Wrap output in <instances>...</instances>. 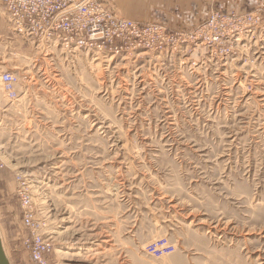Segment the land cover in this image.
Returning <instances> with one entry per match:
<instances>
[{"label":"rangeland","instance_id":"1","mask_svg":"<svg viewBox=\"0 0 264 264\" xmlns=\"http://www.w3.org/2000/svg\"><path fill=\"white\" fill-rule=\"evenodd\" d=\"M106 1L123 16V0ZM238 4L210 13L260 20L161 50H67L10 33L0 236L11 264H34L27 210L52 240L50 264H264V0ZM162 238L173 251L151 255Z\"/></svg>","mask_w":264,"mask_h":264},{"label":"built area","instance_id":"2","mask_svg":"<svg viewBox=\"0 0 264 264\" xmlns=\"http://www.w3.org/2000/svg\"><path fill=\"white\" fill-rule=\"evenodd\" d=\"M0 10L6 14L10 33L23 40H31L36 45H60L67 50H95L110 54L139 49L161 50L187 40L213 43L220 39L221 27L250 25L260 20L259 12L221 16L218 11H211L207 21L194 29L169 31L159 23L125 19L117 15L106 0H0ZM0 83L5 97L15 99L18 75L1 71ZM22 201L31 210L29 196L24 194ZM24 225L32 230V235L24 241L32 262L50 264L47 256L53 250L52 240L35 232L37 223L29 210ZM172 251L173 246L164 238L148 250L156 257Z\"/></svg>","mask_w":264,"mask_h":264},{"label":"crops","instance_id":"3","mask_svg":"<svg viewBox=\"0 0 264 264\" xmlns=\"http://www.w3.org/2000/svg\"><path fill=\"white\" fill-rule=\"evenodd\" d=\"M123 3V16L140 22L164 24L172 30L195 28L208 18L213 7L220 10L240 7L239 0H123ZM15 39L10 37L6 14L0 10L1 51L10 49Z\"/></svg>","mask_w":264,"mask_h":264},{"label":"water","instance_id":"4","mask_svg":"<svg viewBox=\"0 0 264 264\" xmlns=\"http://www.w3.org/2000/svg\"><path fill=\"white\" fill-rule=\"evenodd\" d=\"M0 264H11L10 259L4 249L1 236H0Z\"/></svg>","mask_w":264,"mask_h":264},{"label":"bare ground","instance_id":"5","mask_svg":"<svg viewBox=\"0 0 264 264\" xmlns=\"http://www.w3.org/2000/svg\"><path fill=\"white\" fill-rule=\"evenodd\" d=\"M123 18L128 19V20H133V19L126 18V17H124V16H123ZM134 21H136V20H134ZM75 50H77V49H75ZM101 53H103V52H101ZM104 53H106V52H104ZM107 53H108V52H107Z\"/></svg>","mask_w":264,"mask_h":264}]
</instances>
